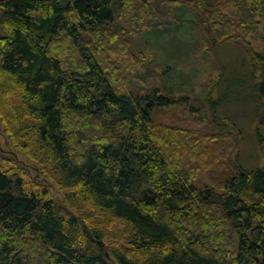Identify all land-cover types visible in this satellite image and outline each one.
<instances>
[{
    "label": "trees",
    "instance_id": "trees-1",
    "mask_svg": "<svg viewBox=\"0 0 264 264\" xmlns=\"http://www.w3.org/2000/svg\"><path fill=\"white\" fill-rule=\"evenodd\" d=\"M190 9L202 56L259 42L264 100V0L0 2V125L69 211L0 156V264H264V172L234 169L233 132L130 52ZM183 107L201 127L166 122Z\"/></svg>",
    "mask_w": 264,
    "mask_h": 264
},
{
    "label": "rangeland",
    "instance_id": "rangeland-1",
    "mask_svg": "<svg viewBox=\"0 0 264 264\" xmlns=\"http://www.w3.org/2000/svg\"><path fill=\"white\" fill-rule=\"evenodd\" d=\"M190 12L184 11L182 27L177 30L172 27L156 39L148 35L132 36L130 52L158 75L157 80L150 82L151 87L165 86L166 93L196 99L215 127L209 126L208 130L233 132L238 141L231 155L234 169L239 166L248 172L258 169L264 172V100L259 89L263 82L259 72L263 67L255 68L253 63V54L261 51V45L234 38L217 44L202 56L199 44L205 37V24L198 11L190 9ZM171 113L167 123L174 119L179 124L201 127L202 123L192 124V116L184 107ZM0 156L28 165L27 176L47 186L49 199L57 204L61 215H69L62 205L63 193L14 149L2 125Z\"/></svg>",
    "mask_w": 264,
    "mask_h": 264
},
{
    "label": "water",
    "instance_id": "water-1",
    "mask_svg": "<svg viewBox=\"0 0 264 264\" xmlns=\"http://www.w3.org/2000/svg\"><path fill=\"white\" fill-rule=\"evenodd\" d=\"M3 1H6V0H0V2H3ZM40 1H51V0H40Z\"/></svg>",
    "mask_w": 264,
    "mask_h": 264
},
{
    "label": "bare ground",
    "instance_id": "bare-ground-1",
    "mask_svg": "<svg viewBox=\"0 0 264 264\" xmlns=\"http://www.w3.org/2000/svg\"><path fill=\"white\" fill-rule=\"evenodd\" d=\"M234 137V136H233ZM238 142V141H237Z\"/></svg>",
    "mask_w": 264,
    "mask_h": 264
}]
</instances>
